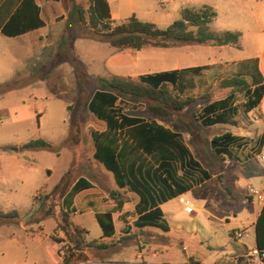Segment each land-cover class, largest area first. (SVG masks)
Returning <instances> with one entry per match:
<instances>
[{"label":"rangeland","instance_id":"rangeland-1","mask_svg":"<svg viewBox=\"0 0 264 264\" xmlns=\"http://www.w3.org/2000/svg\"><path fill=\"white\" fill-rule=\"evenodd\" d=\"M222 1L223 8H219L217 19L209 25V31L214 35H220L227 30L239 32V42L230 44L226 50L212 48L211 44L182 45L188 49L197 48L202 53V58L217 60L218 63L197 75L188 76L187 87L180 94L193 98L194 102L186 111L174 115L178 129L186 131L190 136V144L196 147V154L205 168L213 170L217 175L213 181L208 182V188L202 194H186L202 212L187 215L182 211L178 200L169 202L164 211L167 217L170 213L176 219L174 221L168 218L170 232H161L162 235H143L136 232L125 237L120 242L123 246L134 245V248L127 250V254L141 251V245H150L152 249L162 248L164 255L168 251L178 254L183 247V250L187 248L192 254L198 251L212 258L230 248L226 235L230 227L254 220L260 211L261 207L255 197L248 200L242 183L247 180L251 183L252 175L262 170L253 156L264 132V123L259 121L261 112L247 114L243 110L244 96L240 92L235 94L240 111L235 130H241L246 141L243 143L244 148L236 151L237 156L232 161H225L226 158L217 155L211 147L214 136L221 135L232 127L216 125L205 128L196 120V113L201 106L230 93L229 88L222 87L224 80L240 77L239 72L243 71L234 66L232 61L242 60L241 64H248L250 75L244 74V78L249 83L252 81L251 73L253 75V69L259 63L264 72V6L261 7L264 0ZM156 5L162 11L157 2ZM84 16L88 17L87 12H84ZM76 26L70 22V47L67 53L81 66L85 75L86 91L82 96L80 94L77 103L70 106V121L75 119L77 112L82 115L87 112L88 98L98 87L97 79L91 77L109 73L105 72V60L116 50L106 42L80 37L83 33L91 38L96 37L97 32L92 30V26L80 30L81 32ZM168 26L163 22L158 27ZM101 29L103 27L100 26L99 31ZM30 40L29 37L7 39L0 36V210L5 213L16 211L19 214L9 224L0 222V264H53L45 253L48 239L41 247L34 246L33 243L38 245L39 240L27 241L21 224L28 227L36 218L45 219V211L49 207L58 206L57 199L47 198V194L42 191L58 183L69 166L71 153L67 148L69 146L63 143L68 133L67 130L63 132L62 119L65 118L66 103L75 102L81 92L77 81L68 77L67 72L72 71V65L67 61L57 62L59 58L52 54V48H46L43 54H39ZM26 46L29 53L24 48ZM167 52L162 48L144 49L138 53L141 61L137 68L133 65L118 71L125 75H148L168 70L173 66L166 59ZM198 53L197 58L200 56ZM132 80L139 83L140 77H133ZM146 108L147 104L144 102H132L126 110L143 116ZM262 108L264 112V103ZM74 137L75 135L71 136L72 139ZM38 138L50 143L57 141L59 150L23 149L17 146L19 140ZM70 140L69 138L67 141L69 144ZM76 153L81 155L80 151ZM212 186H216L214 190L218 192L216 194L219 196L220 205L229 207L231 211L214 208L208 203L207 193L212 191ZM240 201L244 203L241 204ZM227 218L234 225H219V221L225 223ZM44 221L45 232H49L51 221ZM59 250L62 254L67 251L62 246ZM123 259L130 261L131 256Z\"/></svg>","mask_w":264,"mask_h":264},{"label":"crops","instance_id":"crops-1","mask_svg":"<svg viewBox=\"0 0 264 264\" xmlns=\"http://www.w3.org/2000/svg\"><path fill=\"white\" fill-rule=\"evenodd\" d=\"M24 1L25 0H0V36L3 35L7 39H25L26 37H29V39H31V45H34L37 48L39 54H43L46 48H52L53 51L51 52L53 55L57 53L55 42L61 37V35L65 33L67 37L70 38V22H73V24L77 25L76 28L78 31H82L84 29H87L88 26H92L91 28L94 32L103 33L111 30L117 23L128 19L132 15H135L142 21L152 22L156 26H160V24L163 22H166L168 25L173 23L180 17V10L184 7L200 8L204 5H208L214 8L216 13L218 12L219 8H223L222 0H31L32 6L37 10L38 20L41 21V24L38 25V27L29 29L28 31L20 35H5L2 31L4 26L10 22L12 16L22 7ZM156 2L161 7L162 11L159 10ZM262 6H264V3L261 4V7ZM79 11L83 13V17L85 20L84 23L81 22ZM84 12H87V18L84 16ZM100 26L103 27V29L99 31ZM80 37L95 40L88 35H84V33ZM210 46L212 48H219L223 50L229 48V45ZM24 48L26 52L28 51L27 53L30 52L27 46ZM145 49L158 48L148 47ZM162 49L168 51V54H166V59L170 60V64H172L173 67L161 72H180L179 84L184 88L183 90L180 89V93L183 92L187 87V78L190 74L197 75L205 69H210L211 66L218 63L216 62L217 60L210 61L209 59L202 58V53L200 51H197V48L188 49L185 46L180 45ZM140 51L115 50V52L110 54L105 60V72L109 73L103 76L95 75L91 78L98 79L99 77L110 78L112 76H119L132 80L133 77L143 76L142 74L125 75L121 71H118L121 68L133 65L137 68L140 65L139 62L141 61V58L138 56V53H140ZM192 51L195 52L193 53ZM197 53L200 54L198 58ZM232 63L234 64V66L240 67L242 69L243 72H239L240 77H244V74L250 75L248 64H245L246 62L244 64H241L243 63L242 60H235L232 61ZM243 65H247V67L245 68ZM196 67H203V70L197 73L192 71L181 73L182 70L193 69ZM67 73L69 78L72 77L78 83V77L74 68H72L71 72L70 70H68ZM251 76L252 81L250 82V84L252 88H254L258 84H264V72L260 63L257 65V68L253 69V75L251 73ZM98 90L99 89L97 87L91 94V97ZM80 94L81 92L75 98V102L70 103L69 101L64 107L65 118L62 119V125L64 130L63 132H66L67 130L66 133H68V136L63 141V143L65 146H69L67 148L70 150L71 160L67 170L63 173L62 177L70 170L73 172V176L70 180L66 194L61 199L60 208L69 214V218L72 222H74L84 230L85 240H98L99 242H105L109 244L114 243L116 244V246L114 249V253H112L111 257H109L108 259H96L93 258L87 251H84L83 260H75L70 264H264V255L260 259L251 256V252L257 248L255 222L264 204V200L260 201L256 197L255 198L257 199L258 204L261 208L255 216V219L249 222H244L239 226L230 227L226 231L228 242L230 243V248L226 251H223V253L218 256L208 258L205 253H199L198 251L196 254H192L187 251V248L183 250V247H181V251L178 252V254L168 251L166 252V255H164V251L162 248L157 247L155 249H152L150 245H141V251L129 252L127 254V250L134 248V245L130 244L123 246L120 243L122 239H125V237H129L136 232L143 235H162L161 232L166 234L170 232L171 227L169 225L168 218H172V220L174 221L176 219H174V216H172L170 213L167 217L164 211V207L173 200H178L179 202L178 198L180 196H185L186 198H188L186 196V194L188 193H193L195 195L202 194L208 188V182L213 181L217 174L213 170L205 168V165L202 163V161H200L196 154V147H193L190 144V136L186 133V131L178 129L179 126L174 120V115H176L177 113L163 120H155L157 124L163 126L165 129L180 133L182 135L185 145L188 147L195 160H197L200 163L201 167L209 173V178L202 180V176L194 172L195 178H197L198 181L191 187L190 190L186 191L185 193L176 194L174 197L159 204V208L163 214V219L168 226V231H162L160 228L154 226H139V217L148 212L141 210L139 205V194L130 188L125 178H116L111 171L107 170L105 166L94 157L98 143L105 142V136L110 134L112 130H110L105 120L98 118L88 109V103L91 97L88 98L87 112H84L83 115L77 112L75 119L70 121V106L78 102ZM216 100L219 99L211 100L207 103ZM245 101L246 98L244 97L243 110L249 115H251V113H253L254 111L261 112L259 121L264 123V112L262 108L264 103V95L260 103L249 111L245 110L244 108ZM129 103L132 102L119 97L115 105L118 121L121 122L122 118H140L142 122H146L147 120L145 118L136 114H132L131 112H128L126 110V107ZM235 105H237L238 107V103L236 101ZM203 106H201V108ZM239 113L240 111L238 107V113L233 118V123L217 124L222 126L228 125L232 127L228 128L224 133L228 132L233 137H237L240 139L239 141L231 143L230 148L234 150H242L245 146V144L243 143L246 141L244 136L245 134L241 130L239 132L235 130ZM198 114L199 112L196 113V120L200 123L201 126H203L200 119L198 118ZM134 126L135 125L131 123H126L123 128H118L115 131L113 130L118 139L120 148L122 145L121 141L127 140L128 142H131V140L128 138L129 136L127 134V131ZM213 126L203 127L211 128ZM72 135H75L73 139L71 138ZM69 138L71 139L70 144L67 142ZM262 138L264 139V132ZM29 141H17L18 148H23V146ZM47 142L50 143V141ZM65 143H67V145ZM50 144L53 148L52 150H59L57 141H53ZM263 144L264 140L262 144L258 148H256V152L261 150ZM76 151H80L81 155H77ZM85 151L87 152L84 154L83 152ZM142 154L148 160H150L155 167L158 166V164L154 162V160H152L150 156H147L144 153ZM225 158V161L235 160L230 157ZM257 164L262 170L260 173H254V175H252V184L249 180L242 183L248 196V200H252L254 196H250L248 194L247 185H251L254 188L260 190H264V164ZM178 174L180 175L181 171H178ZM62 177L60 178V180L62 179ZM54 186L49 189H44L42 193L48 194ZM74 187L77 188V191L73 193L72 191ZM215 187L216 186L211 188L212 191H209L207 193L208 203L213 205L214 208L231 211L229 207L225 208L220 205L218 198L219 196L218 194H216L218 192L215 191L216 189L214 190ZM240 203L243 204L244 202L240 201ZM192 204L195 209L194 215L202 212L201 208L196 207L193 202ZM181 208L183 211L182 205ZM210 217L214 218L211 214ZM44 220L51 221V230L49 232H45ZM219 223V225H221L222 227H225L226 225H234V223L228 218L226 219L225 223L222 221H219ZM57 226L58 223L55 217H45V219L41 217L39 219L36 218L28 227H24L23 224H21V229H23L26 233L27 241H29L30 239H32L33 242L36 241V239L39 240V242L37 243L38 245H35L33 243L34 246L41 247V244H43L46 239H48V243L46 244L45 242V253L47 257H49L53 261V264H63L64 254H62L59 250L62 242H56L53 238ZM236 230H242V235L240 237L234 235V232ZM58 236L64 237V233L62 231H59ZM138 239L139 237L136 238V240ZM201 247L203 248L204 245L202 244ZM130 256V261L123 259H129Z\"/></svg>","mask_w":264,"mask_h":264},{"label":"trees","instance_id":"trees-1","mask_svg":"<svg viewBox=\"0 0 264 264\" xmlns=\"http://www.w3.org/2000/svg\"><path fill=\"white\" fill-rule=\"evenodd\" d=\"M81 22L84 23L83 13L79 11ZM217 18L214 8L204 5L200 8L184 7L180 10V17L166 28H159L152 22L142 21L135 15L117 23L111 30L97 33L93 39L106 42L117 51L153 48H171L183 44H211L224 46L238 44L239 32L224 31L220 35H214L209 31V25ZM37 10L32 6L31 0H25L22 7L12 16L10 22L4 26L3 33L8 36H16L25 33L29 29L38 27ZM57 61H67L74 68L81 96L86 91L84 73L81 66L67 53L70 47V38L64 33L57 41ZM203 67L182 70L201 72ZM177 71H166L140 76V82H134L129 78L112 76L110 78L99 77L98 91L91 97L88 109L98 118L105 120L112 132L106 135L105 142L97 145L94 155L105 168L111 171L118 179L125 178L130 188L140 196V208L148 211L138 219L139 226H154L162 231H168V226L163 219L159 204L174 197L176 194L185 193L198 181L194 172L202 176V180L209 178V173L195 160L180 133L165 129L155 120H163L175 113L186 111L194 102L191 97H183L180 89ZM90 78H87L89 80ZM222 87L229 88L230 93L219 100L205 104L199 111L198 118L203 126H213L223 123H233V118L238 113L235 105L236 93L240 92L245 98V110L256 107L263 95L264 84H258L252 88L244 77H235L224 80ZM119 97L131 102H144L147 104L142 122L140 118L126 119L121 122L117 119L115 105ZM126 123L135 125L127 131V140L121 141L119 147L115 131L123 128ZM230 133L214 136L211 146L214 152L223 157H236L237 150L230 148L231 143L239 141ZM261 138L259 146L263 142ZM23 149L52 150L50 143L43 139L31 140L23 146ZM142 151V152H140ZM142 153L150 156L157 167ZM181 171V174H178ZM73 172L68 171L47 194L49 199H57L58 206L49 207L45 211V217H55L58 223L54 232L56 242H65L67 251L64 252L63 264H70L75 260L84 259V251L93 258L108 259L114 253L116 244L87 241L84 239V230L72 222L69 214L60 208V202L66 194ZM201 189V188H200ZM77 191L74 187L73 193ZM58 207V210H56ZM18 212H3L0 210V222L9 224L10 220L17 219ZM59 231L64 237H59ZM256 246L264 251V204L255 222Z\"/></svg>","mask_w":264,"mask_h":264},{"label":"built area","instance_id":"built-area-1","mask_svg":"<svg viewBox=\"0 0 264 264\" xmlns=\"http://www.w3.org/2000/svg\"><path fill=\"white\" fill-rule=\"evenodd\" d=\"M254 158L257 161V163H259L260 165L264 164V144L261 150L254 154ZM247 192L250 196H254L258 198L260 201L264 200V190H257L253 186L247 185ZM178 199H179L180 204L183 207V211L186 214L188 215L194 214L195 209L193 207L192 202L188 198H186L185 196H180ZM234 235L237 237H240L242 235V230H236L234 232ZM61 246L64 250H67V244L65 242H62ZM263 252L264 251H260L259 249L256 248L251 252V256L260 259L264 255Z\"/></svg>","mask_w":264,"mask_h":264}]
</instances>
